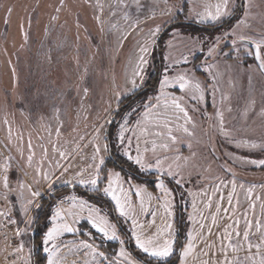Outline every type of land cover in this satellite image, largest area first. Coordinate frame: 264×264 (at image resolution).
Wrapping results in <instances>:
<instances>
[{
  "label": "rangeland",
  "instance_id": "obj_1",
  "mask_svg": "<svg viewBox=\"0 0 264 264\" xmlns=\"http://www.w3.org/2000/svg\"><path fill=\"white\" fill-rule=\"evenodd\" d=\"M184 1L187 7L185 17L196 21L190 16V10L193 15L202 11L204 0H0V162L4 157L11 156L14 158V166L19 165L12 175L13 185L17 176L31 182L33 169L44 156L45 150L48 159L58 160L66 167L71 165L63 176L62 169H53L51 180L40 182L38 190L41 195L35 198V204L44 195L53 196L54 187L66 185L64 181L70 179L75 171L87 168L92 163L90 157L93 147L89 141L93 130L104 125L106 120L109 121L117 104L129 93L127 89L131 87L138 45L142 46L148 41L151 38L150 32L157 26L161 29L174 20L177 8L181 9ZM210 2L214 4L216 0ZM234 4L235 0H231L232 9ZM232 31H235V35L228 36L227 42L222 38L217 51L209 56L208 48L216 38ZM239 36L254 41L264 39V0H244L241 15L225 27L209 30L193 24H177L164 39L160 80L165 68H169L170 77L184 74L192 85L198 81L205 94L203 101H192L189 99L194 94L192 89L185 90L187 95L175 88L166 89L177 97H183L182 104L187 108L191 120L185 124L181 113H169L172 116L171 135L176 137L175 142L169 139L168 129L163 127L150 129L153 133L161 132V136L146 137L149 141V158H152L151 141L155 140L156 155L168 158L165 167L171 164L173 170H178L184 177L180 185L186 194L184 202L188 205L185 209L188 225L183 244L186 243L188 231L196 228L194 234L199 232L197 225L188 219L193 211L194 199L190 193L206 192L207 196L195 197L198 211L206 219L202 220L198 215L196 221L211 228L213 235L208 237L206 228L205 237L209 244L219 248L224 227L230 220L223 212L216 214L215 207L217 203H221L224 208L229 207L227 195L232 191V180L236 182L232 207L235 209V218L240 220L241 237L245 229V214L254 223L256 220L264 223V209L261 208L264 204V166L250 163L252 160H264V148L237 146L242 140L264 144V74L257 67L254 57L244 54L246 50H252L248 44L239 40ZM233 39L237 40L235 47L239 49L238 52L233 50ZM152 47L149 48L148 60ZM197 55L198 60L194 63ZM8 57L11 61L17 60L15 66L21 86L17 92L21 88L23 96L16 92L15 106L8 97V89L13 85ZM185 57L188 63L181 62ZM195 68L204 71L208 81H205L206 77L197 74ZM138 83H141L139 79ZM84 89L88 90L86 94ZM158 92L159 84L156 94ZM140 101L135 100L130 105L134 107ZM128 111L129 106L117 117V125L121 122V116ZM222 125L228 136L222 133ZM183 127H187L191 134L185 133ZM144 139H141L142 150L145 147ZM29 143L34 153L33 167H28L26 161L30 154ZM115 143L124 154L119 142L115 140ZM163 144L168 147H161ZM61 151L67 154V159L59 157ZM104 167L105 171H119L106 164ZM21 169L28 175L23 176ZM133 183L146 186L135 179ZM217 186L219 191L214 193ZM146 187L154 196L158 194L156 187L155 190ZM249 188L252 189L250 196ZM33 190H37L36 187ZM73 194L87 199L72 191L55 196L50 215L63 197ZM171 194L174 214L167 220L173 225L175 239L176 204L172 190ZM208 196L212 198L211 208L204 207ZM221 196L224 197L222 201ZM133 199L138 205V199ZM250 203H254L255 207H249ZM0 204L9 206L17 221L22 223V228H25V220L34 217L37 208L32 206L25 217L15 197L12 198V204L2 199ZM151 204L155 207V200ZM64 207L68 208L69 205L65 203ZM101 208L103 213L108 214L105 207ZM213 214L217 215L216 225L212 224ZM231 216L230 211L228 217ZM49 218L48 227L51 226ZM151 219L150 215L145 217L141 214L139 217L140 222L146 225ZM82 220L86 218L79 222ZM164 222V212L160 209L156 226L151 231L155 232L156 227H162ZM78 223L73 224L78 229L76 234L66 233L57 241L61 244L63 264H82L85 259L83 252L77 250V245L89 237L80 233ZM31 224L22 237L28 251ZM127 226L130 230L129 222ZM251 232L253 242H257L256 228L253 227ZM118 235L121 236L119 231ZM121 238L124 239L123 236ZM196 243L203 248L201 240ZM224 243L227 244V239H224ZM95 244L99 246V251L110 256L101 247V243L95 241ZM198 256L199 253H196L189 258L190 264H201ZM132 258L138 260L133 255Z\"/></svg>",
  "mask_w": 264,
  "mask_h": 264
},
{
  "label": "snow or ice",
  "instance_id": "obj_2",
  "mask_svg": "<svg viewBox=\"0 0 264 264\" xmlns=\"http://www.w3.org/2000/svg\"><path fill=\"white\" fill-rule=\"evenodd\" d=\"M203 10L195 12L193 15L190 10V16L197 23H221L225 17L231 15L232 9L231 0H216V3H211L210 0H204ZM182 9L177 8V11ZM10 11V10H9ZM172 16H169L171 19ZM243 23V21H240ZM160 27L157 26L155 30L150 32V39L145 41L142 46L138 45V52L136 53V65L132 72V79L130 80L131 87L127 89L129 93H132L138 87H141L144 80L143 72L145 66L148 65L149 60V48L155 44V36L159 32ZM235 35V31L223 33L220 37H217L213 44L208 48V55L211 56L217 51V47L222 38L226 40L228 36ZM239 40L244 43L249 41L244 36H239ZM227 42V40H226ZM254 46V52L250 50L245 51V55H251L256 61H258L257 67L264 72V39L259 41L250 42ZM234 51H239L235 46L237 40H231ZM227 53L226 55H230ZM182 63H188V58L185 57ZM175 66V65H173ZM211 66H209L210 68ZM169 68H165L163 78L159 81L158 94L142 99L136 106L129 105V111L127 114L121 116V122L117 125L118 131L116 133V140L119 142L127 161L136 165L137 173H144L155 170L160 173L157 180L154 181V186L158 189V194L155 196L153 193L147 190L145 185L140 183H133V177L128 174H121V171H115L113 169H107L105 171V156L108 154L109 144L107 141L110 139L112 133L105 132V127L109 121H105L104 125L94 128L92 139L89 143L93 147V154L90 157L91 164L87 168H80L75 171L70 179L64 181L65 184H79L87 186L90 191L95 193L98 197L107 198L113 205L115 214L118 219L128 221L131 225L130 237L134 240L135 246L138 250L144 253L148 257L155 258L159 262L164 261L166 258L173 255L176 250V241L173 238V225L167 220L173 216V200L171 190L165 184V177H172L177 185L184 182V177L180 175L178 170H173L171 164L165 167L167 157L161 158L156 155L157 143L155 140L151 141V153L152 158H149V148L147 147L149 141L146 139L149 135L161 136L162 133L151 132V128H167L169 133V139L173 142L176 141V137L171 135V121L172 116L175 113H181L185 124L191 120L188 115V110L182 104L183 97H177L172 93L166 91L169 88H175L181 92H185L186 89H192L193 95L189 97L192 101H203L204 91L200 87V83L197 81L194 85L189 78L184 74H178L176 76L168 75ZM138 79L141 83H138ZM194 79V78H193ZM85 94L87 89H84ZM214 91V90H213ZM198 93V95L196 94ZM187 95V92H185ZM116 115H120L119 108L116 110ZM219 115V113H217ZM179 118V117H177ZM112 123H115L113 117ZM183 131L188 133L187 127H183ZM221 131L225 136H228V132L221 127ZM144 139L145 147L141 149V139ZM240 147L249 148H264V144H257L251 140H242L238 142ZM163 148H167V144L161 145ZM32 145L29 143V152L27 156V166L33 167L34 153L31 152ZM54 151H56L54 149ZM61 159H67V154L63 151L58 153ZM14 158L11 156L4 157L0 162V199L12 204V198L15 197L19 202L21 212L25 217L32 206L39 207L35 204V198L40 197L41 192L38 190V185L41 181L48 182L54 175L53 169L61 171L63 176L69 170L71 165L64 166L59 163L58 160L48 159L47 152L45 150L44 156L34 167V175L31 178V182H26L22 177L17 176L15 185L12 182V175L16 172L18 164L14 166ZM253 165L264 166V160L250 161ZM47 165V169L45 168ZM23 176H27L28 173L23 171ZM179 177V178H177ZM106 181V183H104ZM232 191L227 195L228 208H224L221 203H217L215 207L216 214L224 213L225 217L230 220L224 227L223 234L221 236V243L218 249L214 244H209L207 237H205L204 230L207 228V236L213 235L212 230L205 223H199L196 221V217L199 215L202 220L206 217L203 213L198 211L197 202L195 197L197 195L207 196V193H190L194 197L192 201V213L189 214V221L197 225L199 232H196V228L188 231L186 236V243L180 246L179 252V264H190L189 258L193 257L196 253H199L197 258L201 259V264H264V223L260 220H253L247 218L244 215L245 229L242 233L239 228L240 220L235 218V209L232 207L233 194L236 190V182H231ZM223 184V181H221ZM103 185V186H101ZM36 187L37 190H33ZM49 187L51 185L49 184ZM214 193L219 191V186L215 188ZM252 189H248L249 196ZM133 197L137 198L139 203H135ZM221 201L224 199L220 197ZM155 200V207L151 202ZM67 203L68 208L64 205ZM239 201H237V204ZM15 207V205H12ZM205 208L212 207V198L208 196L207 203L204 204ZM249 207L254 208V203H250ZM264 209V204L261 205ZM160 209H163L165 222L162 227H156L155 232L151 231L152 227L156 226V218L160 215ZM0 210V217H4L9 223H16L9 216V211ZM232 212V216L228 217V213ZM145 217L151 216L152 219L146 224L141 223L139 220L140 215ZM212 215V224L216 225L217 215ZM86 218L87 223L91 229L95 230L102 240L118 241L120 247L119 250L109 258L105 252L99 251V246L95 244V236L92 231H88L85 234L89 237L88 240H81L77 245V250L82 251L85 259L82 264H140V262L132 258V254L125 248V239L118 235L117 224L113 223L107 213H103L102 208L96 203L91 202L89 199H84L78 195H68L63 197L57 205L53 208L49 222L50 227L47 228L42 239V249L45 253L46 264H63V258L61 256V244L57 243L60 237L66 233L76 234L78 229L73 227V224L79 222L80 219ZM33 222V218H29L24 221L25 228L17 227L15 235L23 237L27 231L28 226ZM255 227L258 233L257 242L252 240L251 229ZM235 237V239H233ZM224 239H227V244L224 243ZM197 240H201L203 248L199 247L196 243ZM62 243V242H61ZM25 248V243L21 239L20 244L14 250V255L22 253ZM206 249V250H204ZM216 249V250H214ZM244 255L241 256L240 253ZM31 250H29V264ZM208 257V259H204ZM214 258V259H212Z\"/></svg>",
  "mask_w": 264,
  "mask_h": 264
},
{
  "label": "trees",
  "instance_id": "obj_3",
  "mask_svg": "<svg viewBox=\"0 0 264 264\" xmlns=\"http://www.w3.org/2000/svg\"><path fill=\"white\" fill-rule=\"evenodd\" d=\"M244 8V0H235L234 4V11H232L231 15L224 18V20L219 24L213 23H206L201 24L197 23L196 21L189 20L185 17L187 12V7L185 1L182 3V10L177 12V16L174 20L166 23L159 31L156 39L155 44L153 45L150 53V60L148 65L144 71V80L146 83H143L141 87L135 89L132 93L126 94L121 101L117 104L116 108L113 111V115L115 117V123H112V116L109 119L108 125L105 127V132H111L112 135L110 139L107 141L109 144L108 154L105 158L106 166L113 167L121 173L131 175L133 179L141 181L146 184L151 190H155L154 181L157 180V177L160 176L155 171H148L144 173H137L136 172V165L132 164V162L127 161V158L124 154H122L116 147V119L119 115H116V110L119 108L120 114L126 109L132 102L135 100H142L146 99L147 97L154 96L158 91V84L160 81V76L163 70V50H164V39L170 32V30L175 27L177 24H188V25H196L203 29L214 30L218 28L225 27L228 23L233 22L236 20L242 13ZM4 52V51H3ZM6 52V51H5ZM4 52V53H5ZM3 57L5 55L3 54ZM197 57L194 59V63L197 62ZM8 65L10 66L11 75L13 85L8 92V97L11 103L15 106L16 104V92L18 87L20 86L18 77H17V67L16 62L17 60L7 58ZM197 74L206 77L204 71L199 68H195ZM208 81V77L205 78V81ZM21 87V86H20ZM21 96V88L17 92ZM23 97V96H21ZM166 185L172 190L174 194L175 204H176V218H175V225H176V234H175V241H176V250L172 256L166 258L164 261L159 262V264H177L179 259V252L180 246L183 244L184 237L187 231L188 221L186 219L185 209L188 207L185 204L186 194L181 187V185H177L176 182L171 177H165ZM75 192L79 195L86 197L87 199L91 200L92 202L96 203L101 207H105L108 211V214L118 227V231L121 236L124 237L126 243V249L138 260L143 262L144 264H158L157 260L152 257L146 256L140 250H138L135 246L134 240L130 237V230L127 226L128 221H124L118 219L113 205L108 201L107 198L98 197L95 193L89 190V188L81 186L79 184H66L54 187L52 189L51 195H44L40 198L38 205L39 207L36 208L34 211L33 222L31 224L30 230V250H31V264H45V253H43L42 249V238L43 235L48 227V217L50 216L51 206L55 196H61L68 192ZM78 228L80 229V233L85 235L84 230L92 231L93 235L95 236V241L101 243V247L109 253V258L115 254L117 247L119 245L118 241H111V240H102L101 237L95 233L94 229H91L90 225L87 223V220H82L78 223ZM33 243V246L31 244Z\"/></svg>",
  "mask_w": 264,
  "mask_h": 264
},
{
  "label": "built area",
  "instance_id": "obj_4",
  "mask_svg": "<svg viewBox=\"0 0 264 264\" xmlns=\"http://www.w3.org/2000/svg\"><path fill=\"white\" fill-rule=\"evenodd\" d=\"M7 209H10L7 204H0V210ZM8 214L16 223H9L7 219L0 217V264H29L26 244L22 253L13 254L22 239L15 235L17 227L22 228V223L17 221L11 210Z\"/></svg>",
  "mask_w": 264,
  "mask_h": 264
},
{
  "label": "water",
  "instance_id": "obj_5",
  "mask_svg": "<svg viewBox=\"0 0 264 264\" xmlns=\"http://www.w3.org/2000/svg\"><path fill=\"white\" fill-rule=\"evenodd\" d=\"M245 38L249 41V43H247V44L249 45V47L251 48V50L254 52V46L250 43L251 41H254V40H252L250 38H247V37H245ZM254 61H255L256 65H257L258 64V61H256L255 59H254ZM262 73L264 74V72H262ZM31 246H33V243L31 244Z\"/></svg>",
  "mask_w": 264,
  "mask_h": 264
},
{
  "label": "crops",
  "instance_id": "obj_6",
  "mask_svg": "<svg viewBox=\"0 0 264 264\" xmlns=\"http://www.w3.org/2000/svg\"><path fill=\"white\" fill-rule=\"evenodd\" d=\"M109 254V253H108Z\"/></svg>",
  "mask_w": 264,
  "mask_h": 264
}]
</instances>
